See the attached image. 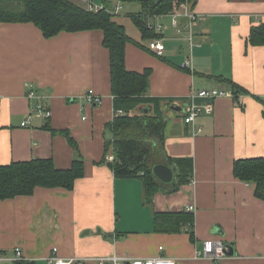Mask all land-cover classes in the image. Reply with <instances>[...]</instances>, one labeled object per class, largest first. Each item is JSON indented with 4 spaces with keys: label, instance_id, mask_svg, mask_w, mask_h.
<instances>
[{
    "label": "crops",
    "instance_id": "obj_1",
    "mask_svg": "<svg viewBox=\"0 0 264 264\" xmlns=\"http://www.w3.org/2000/svg\"><path fill=\"white\" fill-rule=\"evenodd\" d=\"M69 1L86 7V0ZM141 1L102 0L100 6L114 12L132 40L125 46L126 69L150 70L147 96L164 101L169 160L164 165L174 176L182 174V182L172 193L176 180L161 186L146 203L140 179L115 178L101 162L111 139L106 127L115 117L102 32H61L46 39L32 23L0 22V165L50 158L56 168H69L74 149L63 132L76 142L84 162V176L70 191L36 188L31 196L0 201V255L6 259L18 248L22 261L34 264H49L53 249L58 258L81 264H101L99 258L113 255H161L174 264H264V201L254 196L252 185L233 176L234 161L264 157V46L247 44L250 28L264 22V0H195L191 46L187 30L177 34L168 16L150 18L162 26L161 55L147 49L149 40L131 19L144 12ZM186 22L180 20L182 27ZM227 81L245 93L217 98L211 114L183 122L192 89L230 90ZM28 90L43 97L50 118L35 113L38 101L26 99ZM88 90L101 97V105L86 100ZM141 110L148 108L139 106L134 114ZM188 206L194 207V241L186 228L178 234L154 232L155 213ZM206 240L222 241L233 256L217 263L197 256Z\"/></svg>",
    "mask_w": 264,
    "mask_h": 264
},
{
    "label": "trees",
    "instance_id": "obj_2",
    "mask_svg": "<svg viewBox=\"0 0 264 264\" xmlns=\"http://www.w3.org/2000/svg\"><path fill=\"white\" fill-rule=\"evenodd\" d=\"M21 9L16 12L0 10L1 23H32L46 39L61 32L77 33L84 31L102 32V46L109 53L110 93L113 97L115 117L107 125L111 139L104 143L102 163L113 172L115 178H138L142 182L146 203L164 185L157 180L152 168L157 164L168 165L165 153L166 121L161 112L163 100L147 96L150 70L128 71L125 66V46L132 40L124 28L114 21L108 7L103 5L97 12L69 0H19ZM185 0H142L143 13L131 15V19L142 33L144 39L161 38L148 29V18L167 16ZM191 8L195 0H187ZM250 46H264V22L250 28L247 38ZM234 99L245 93L237 84L227 81ZM139 106L148 108L147 112L134 111ZM121 112L122 115H116ZM69 145L74 149L72 163L67 169H58L50 158H35L29 161L12 162L0 165V201L19 196H31L36 188L72 190L75 181L84 176V162L78 152L76 142L67 132H63ZM113 157L107 161V156ZM233 176L239 181L254 187V196L264 201V157L238 159L233 163ZM182 174L175 175L169 189L174 192L182 182ZM189 177L186 175L185 180ZM168 187V188H169ZM168 191V192H169ZM194 217L186 211L159 212L153 215V230L158 234H178ZM193 228V226H192ZM192 228L188 230L194 241ZM2 251H0V254ZM9 264H34L16 261Z\"/></svg>",
    "mask_w": 264,
    "mask_h": 264
},
{
    "label": "built area",
    "instance_id": "obj_3",
    "mask_svg": "<svg viewBox=\"0 0 264 264\" xmlns=\"http://www.w3.org/2000/svg\"><path fill=\"white\" fill-rule=\"evenodd\" d=\"M85 8L88 11H92V12H97L98 10L102 9L101 6L94 5L91 0H86ZM114 10L116 12L117 10H119V8H115ZM111 13L114 14V12L112 11ZM167 16L170 18L171 27L175 30L177 34L183 32L184 30H187L189 45L191 46L192 45L191 43L193 41V35H192L193 26L198 18L197 15L194 13V11H192L191 3L185 0L183 3L180 4L179 7H177V9L169 13ZM154 17H158V16H153L150 18H154ZM150 18H148L147 20L148 29L150 31H154L155 33H159L160 30L162 29V26L151 24ZM181 19H185L187 21L184 27H182V25L180 24ZM147 49L153 53L161 55L164 52L163 39L154 38L149 40L147 43ZM189 65H190L189 60L185 61L183 62V64H181V68L186 69L188 68ZM84 97L94 106H99L102 104L101 97L96 95L93 90L86 91ZM221 97L234 98V94L231 92V90L221 91L217 89H201V90L192 89L187 97L188 105L185 108L183 122L185 124H192L196 119V117L201 113L211 114L213 110L212 103L214 102V100ZM26 99L38 101V104L36 105L35 108V113L38 116L44 117L46 119L51 117L50 110L46 109L42 104L43 97L41 95L36 93L34 90H28L26 93ZM197 100H204L207 103L201 106L196 103ZM116 115H122V113L117 112ZM25 125L26 122L21 123L22 127ZM106 159L107 161H112L113 157L111 155H108ZM186 212L191 213L193 215L194 207L188 206L186 208ZM192 226H193L192 224H187L185 228L189 230L190 228H192ZM159 250L161 251L162 248L159 247ZM227 251H228L227 246H225L222 241L206 240L203 241L202 248L200 251L196 252V255L208 259L214 263H217L220 260H222L224 257H226ZM13 252H14L13 258H9V259H6L5 257L0 255V264L22 261L23 259L22 251L16 248L14 249ZM56 253L57 250L53 249L52 255L48 259L49 264H81L82 263L80 260L73 258L68 260L60 259L56 256ZM98 262L101 264L105 262H108L110 264H174V261L161 255L146 259L124 258L113 255L109 257L99 258Z\"/></svg>",
    "mask_w": 264,
    "mask_h": 264
},
{
    "label": "water",
    "instance_id": "obj_4",
    "mask_svg": "<svg viewBox=\"0 0 264 264\" xmlns=\"http://www.w3.org/2000/svg\"><path fill=\"white\" fill-rule=\"evenodd\" d=\"M157 1H161V0H157ZM171 109L175 110V111H181V109L179 107H176V106H172ZM152 173H153L154 177L164 185H170L173 183V180H174L173 171L171 168H169L168 166H166L164 164L155 165L152 168ZM227 249H228V251L226 253V256H228V257L233 256L232 248L227 247Z\"/></svg>",
    "mask_w": 264,
    "mask_h": 264
},
{
    "label": "rangeland",
    "instance_id": "obj_5",
    "mask_svg": "<svg viewBox=\"0 0 264 264\" xmlns=\"http://www.w3.org/2000/svg\"><path fill=\"white\" fill-rule=\"evenodd\" d=\"M92 3L96 6H100L102 4V0H91ZM121 0H106L107 5H116L119 4ZM123 1H132V0H123ZM21 9V3L19 0H0V10L2 11H11L16 12ZM125 10H130L126 8Z\"/></svg>",
    "mask_w": 264,
    "mask_h": 264
}]
</instances>
